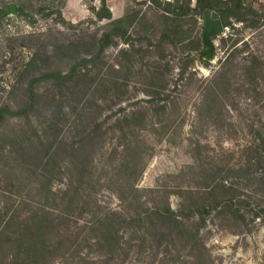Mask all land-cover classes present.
Returning a JSON list of instances; mask_svg holds the SVG:
<instances>
[{
	"label": "rangeland",
	"instance_id": "1",
	"mask_svg": "<svg viewBox=\"0 0 264 264\" xmlns=\"http://www.w3.org/2000/svg\"><path fill=\"white\" fill-rule=\"evenodd\" d=\"M105 1L113 19L135 9L145 16V20L132 24L129 29L132 38L128 44L118 40L116 46H110L104 51L101 59L96 60L89 68L80 70V74L88 73L85 80L78 81L79 86H83L81 89L86 95V102L90 103L81 106L83 119L80 125L68 126L63 132L57 162H73L75 144L87 138V151L83 154L89 152L88 171L94 180V185L89 190L95 193L100 209L119 210L120 201L111 190L113 185L120 184L121 181L119 179L115 182L118 179L120 159H113L109 154L116 143L114 138L109 139L103 149V131L117 118L134 109H149L148 91L156 82L153 78L160 73L158 83L166 84L165 94L169 96L170 110L175 111L172 118L174 123L169 136L161 141L156 140L150 126L139 131L138 139L146 142L150 154L136 183L138 187H195L201 181L198 175L200 178L207 175V172L200 171L214 168L207 163L210 159L228 158L227 153L234 151L235 154L230 158V165L234 168L219 174L235 183L239 193L247 196L255 181L256 167L245 166L250 158L240 151L257 135L259 125L264 123V99L259 101L258 95L259 92L264 93V78L257 86L258 91L246 86L245 78L247 67H256L259 62L262 63L264 77V18L259 19V14H264V0H243L247 9L258 12L257 17L249 15L245 22L232 20V25L216 38L215 61L208 62V65L200 60L194 61L177 86L174 83L182 59L180 53L167 43H162L158 51L155 46L165 24L172 25L171 18H163V11L150 0H136L135 3L132 0ZM22 3H26L28 11L34 13L41 6L59 10L67 24L56 22L55 14L46 19L36 13L34 24H29L18 14H4L10 5ZM99 7L100 0H0V108L8 106L11 110H19L25 107L31 84L37 92L35 107L31 111L20 116L7 115L0 124V215L4 213V206L9 208L8 215H12L14 209L25 215L28 211L36 210L42 202L37 195L40 167L38 160L43 156L44 147L39 142L36 126L38 117L49 110L53 96L60 93L59 87L50 80H45L43 74L54 70L66 72L88 53L96 51L92 45L93 39L99 38L110 28L108 20L96 19L92 10ZM199 21L202 23V20ZM145 37L151 40L149 47ZM222 38L225 39L224 45ZM131 43L139 50L132 56V68L128 60L119 54L120 50L131 48ZM202 51L200 41L195 53L200 56ZM156 53L163 54L164 60H160ZM31 59H34V63L27 69ZM165 64L168 71L164 68ZM92 79L95 80L90 86ZM103 79L108 83L124 82L126 89L119 97L103 100L102 91H94L102 87L96 84L103 83ZM209 87L214 88V95L208 96ZM212 101L215 102L211 106L213 115L209 117L211 111L206 106ZM118 109L124 111L119 113ZM181 121L183 125L179 126ZM197 141L201 145H207L200 155L203 162L197 159V151L193 150V142ZM106 149L108 151L104 153ZM241 166L243 168L239 170ZM2 171H11L9 177L22 181V198H19L20 194L17 195L16 189L10 185ZM50 172L53 174V169ZM110 183H113L111 188ZM54 189H58L57 184ZM232 195L231 190L216 192L219 199H227ZM10 196L16 199L15 203L5 205L7 202L3 201ZM179 202L180 198L176 194L170 196L173 209L178 208ZM92 205L91 201L89 208ZM11 206L13 207L10 208ZM85 218L89 217L84 214L78 220V225L82 226ZM220 224V220L212 214L207 226L201 231V239L207 248V256L204 257L207 264H264V230L259 226L258 220L257 224L250 225L251 232L239 234L232 233ZM3 226L4 222H0V229ZM184 253L180 255L179 264H189L191 261V257ZM9 254L8 248L1 250L0 261L8 258ZM153 257L154 252L147 251L138 256L133 249L128 253L125 263L158 264L154 260L161 256ZM84 258L94 264H99L101 260L98 252L83 250L70 261L57 259L49 264H76Z\"/></svg>",
	"mask_w": 264,
	"mask_h": 264
},
{
	"label": "trees",
	"instance_id": "2",
	"mask_svg": "<svg viewBox=\"0 0 264 264\" xmlns=\"http://www.w3.org/2000/svg\"><path fill=\"white\" fill-rule=\"evenodd\" d=\"M100 1L101 7L92 11L98 21L108 20L110 28L99 38L93 39L92 45L96 51L88 53L66 72L54 70L43 74L45 80H50L59 87L60 93L53 96L49 110L38 117L36 126L39 142L44 147L43 156L38 160L40 167L37 195L42 202L38 204L36 210L28 211L25 215H21L18 209H14L12 215H8L9 208L3 207L4 213L0 215L2 216L0 222H4V226L0 229V251L8 248L10 254L8 258L1 260L0 264H49L50 261L57 259L70 261L79 256L83 250L98 252L101 259L99 264H126L127 255L133 249L138 256L144 255L147 251L154 252L153 258L161 256L154 260L158 264H179L183 252L191 257L189 264H207L204 260L207 248L201 239V231L207 226L208 218L212 214L220 220L221 227L229 229L232 233L251 232L252 227L250 229L249 227L251 224H257V220L264 230V123L259 121L261 125L257 135L240 151L250 158L245 166L256 167L255 181L247 196L239 193L235 183L219 174L234 168L230 165L234 151L227 153L228 158L210 159L207 163L212 164L214 168L202 169L200 172H207V175H203L202 178L198 175L201 181L197 182L195 187L192 185L165 187L166 189L138 187L136 183L150 154L146 142L138 139L139 131L150 126L156 140L161 141L169 136L174 123L172 118L175 111L170 110L169 96L165 94L166 84L158 83L161 75L159 73L153 78L156 82L154 81L148 91L149 109H134L117 118L103 131V149L109 139L116 140L109 154L113 159H120L117 168L118 179H115V182L117 183L119 179L121 181L117 185L110 183L109 187L113 185L111 191L120 201V209H100L95 193L89 190L94 185V180L88 171L89 152L83 154L85 150L87 151V138L75 144L73 162L64 160L58 163L61 136L68 126L80 125L83 119L81 106L90 103L86 102V95L81 89L83 86H79L78 81L85 80L88 73L80 74V70L89 68L96 60L101 59L104 51L110 46H116L118 40L128 44L132 38L129 32L132 24L138 20H145V16L143 17L142 13L135 9H131L120 18L113 19L106 1ZM132 2L135 3L136 0ZM150 2L163 11V18L166 20L171 18L172 21V25L165 24L162 28L158 44L155 46L158 51L162 43H167L180 53L182 59L174 83L176 86L183 80L194 61L200 60L204 65H208V62L195 53L200 46L199 35L203 28L199 19H203L205 10H211L213 17L219 18L223 27H230L232 20L245 22L247 16L258 15L255 10L247 9L243 0H196L193 4L192 0H150ZM16 7L17 14L29 24L35 23L36 13H40L41 17L46 19L52 18L55 14L56 22L67 24L61 11L49 10L48 6L38 7L35 13L28 11L26 3ZM261 18H264V14H259V19ZM145 38L149 47L151 40ZM221 42L224 45L225 39L222 38ZM138 52L139 50L131 43V48L122 49L119 54L128 60L132 68L134 66L132 56ZM157 55L160 60H164L163 54L156 53ZM33 63L34 59H31L27 69H30ZM164 68L168 71L166 64ZM263 78L261 62L256 67L254 65L247 67L246 86L258 91L257 86ZM94 80L90 81V86ZM222 82L224 84V81ZM96 85L102 86L94 91L97 93L102 91L103 100L108 97H119L127 86L124 82L108 83L104 79L103 83L98 82ZM213 93H215L214 88L209 87L208 96L214 95ZM258 95L259 101L264 99V93L259 92ZM36 96L37 92L31 84L25 107L19 110H11L8 106L0 108V124L7 115L14 117L31 111L35 107ZM213 104L214 101L206 106L211 111L209 117L213 115L211 114ZM123 111L118 109L119 113ZM262 114L264 116V110ZM182 125L183 121L179 123V126ZM193 145L190 146L197 151V159L200 160L201 151H205L207 145H201L199 141L193 142ZM150 149L153 150L152 147ZM107 151L108 149L104 153ZM3 156L5 157L4 154ZM242 168L241 166L239 170ZM51 169L53 174L50 172ZM2 172L4 177L8 178L10 185L16 189L17 195L20 194L19 198H22L24 189L22 181L9 177L11 171ZM111 181L113 182L112 179ZM55 184L58 185L56 190ZM229 190L234 195L227 199H219L216 196L217 191ZM172 194L180 198L176 210L171 207ZM5 201L7 202L5 205H8L15 203L16 199L10 196L3 202ZM91 201L93 205L89 208ZM84 214L89 218L84 219L82 226L78 225V220ZM76 264L94 263L84 258Z\"/></svg>",
	"mask_w": 264,
	"mask_h": 264
},
{
	"label": "water",
	"instance_id": "3",
	"mask_svg": "<svg viewBox=\"0 0 264 264\" xmlns=\"http://www.w3.org/2000/svg\"><path fill=\"white\" fill-rule=\"evenodd\" d=\"M18 13L16 5H10L5 9L4 14ZM202 30L200 38L202 42L203 51L200 57L205 62H214L216 59V38L221 36L224 32L225 27L219 18H214L211 10H205L202 19Z\"/></svg>",
	"mask_w": 264,
	"mask_h": 264
},
{
	"label": "built area",
	"instance_id": "4",
	"mask_svg": "<svg viewBox=\"0 0 264 264\" xmlns=\"http://www.w3.org/2000/svg\"><path fill=\"white\" fill-rule=\"evenodd\" d=\"M192 1H193L194 3L196 2V0H192ZM225 29L227 30V27H225ZM225 29H224V30H225ZM224 34H225V33H224Z\"/></svg>",
	"mask_w": 264,
	"mask_h": 264
}]
</instances>
